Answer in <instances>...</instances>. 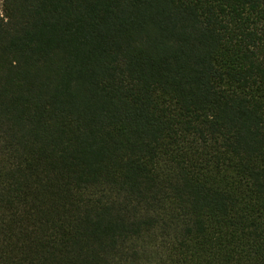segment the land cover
Segmentation results:
<instances>
[{
	"label": "trees",
	"instance_id": "trees-1",
	"mask_svg": "<svg viewBox=\"0 0 264 264\" xmlns=\"http://www.w3.org/2000/svg\"><path fill=\"white\" fill-rule=\"evenodd\" d=\"M0 264H264V0H2Z\"/></svg>",
	"mask_w": 264,
	"mask_h": 264
},
{
	"label": "rangeland",
	"instance_id": "rangeland-1",
	"mask_svg": "<svg viewBox=\"0 0 264 264\" xmlns=\"http://www.w3.org/2000/svg\"><path fill=\"white\" fill-rule=\"evenodd\" d=\"M2 12V0H0V13Z\"/></svg>",
	"mask_w": 264,
	"mask_h": 264
}]
</instances>
